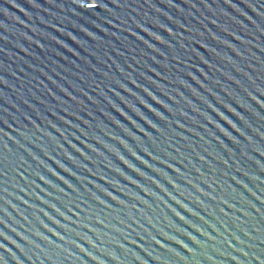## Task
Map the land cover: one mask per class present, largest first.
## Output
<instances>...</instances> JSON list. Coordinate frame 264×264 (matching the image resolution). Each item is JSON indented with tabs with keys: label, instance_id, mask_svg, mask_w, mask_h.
Segmentation results:
<instances>
[{
	"label": "water",
	"instance_id": "water-1",
	"mask_svg": "<svg viewBox=\"0 0 264 264\" xmlns=\"http://www.w3.org/2000/svg\"><path fill=\"white\" fill-rule=\"evenodd\" d=\"M0 264H264V0H0Z\"/></svg>",
	"mask_w": 264,
	"mask_h": 264
}]
</instances>
